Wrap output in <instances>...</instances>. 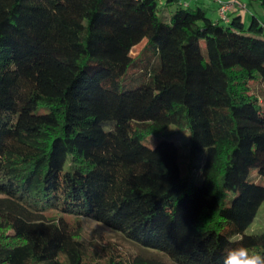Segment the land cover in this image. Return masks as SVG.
I'll return each mask as SVG.
<instances>
[{"label":"trees","instance_id":"obj_1","mask_svg":"<svg viewBox=\"0 0 264 264\" xmlns=\"http://www.w3.org/2000/svg\"><path fill=\"white\" fill-rule=\"evenodd\" d=\"M158 1L0 0V264H162L89 254L84 218L171 264L264 253V234L245 233L264 203L248 181L264 180L249 89L264 83V21L166 0L164 23ZM170 126L189 131L191 158L205 150L200 185L175 143H142Z\"/></svg>","mask_w":264,"mask_h":264},{"label":"rangeland","instance_id":"obj_2","mask_svg":"<svg viewBox=\"0 0 264 264\" xmlns=\"http://www.w3.org/2000/svg\"><path fill=\"white\" fill-rule=\"evenodd\" d=\"M222 3L230 2V0H220ZM246 8L241 11L243 23L247 27L251 19V10H255L261 21H264V10L258 7L255 3H250L248 0H244ZM219 2L214 0H206L205 7L209 9L218 8ZM175 10V5H164L163 0L158 1L157 14L164 23H169L171 14ZM208 16L216 18L215 13L208 12ZM264 38V36H262ZM146 42L143 41L137 45L133 54H138L144 47ZM201 52L205 58H207L206 48L204 41L200 42ZM149 55L151 51H146ZM153 62L157 65L158 59L152 58ZM250 93L256 96L261 102H264V83L256 75V78L249 83ZM264 107V103H262ZM107 129V128H106ZM170 141L176 144L178 148V163L183 177L191 179L196 185L202 183L201 168L205 159V150L198 153L194 158L190 156V134L187 129H180L174 126L168 127L165 131L157 134L145 137L142 143L149 147L154 148L160 141ZM67 166V165H66ZM249 182L262 185L264 180L258 175L257 170L250 171ZM236 193L228 192L226 197V204L235 197ZM81 226V240L87 244L88 253H95L99 255L102 260L109 259L111 256H122L124 259L129 260L136 256H143L145 258L154 259L162 264H171L169 260L162 254H158L152 251H146L138 245L126 240L120 233L112 231L104 225L97 223L90 219L80 220ZM247 235L264 234V203H262L255 220L245 232Z\"/></svg>","mask_w":264,"mask_h":264},{"label":"clouds","instance_id":"obj_3","mask_svg":"<svg viewBox=\"0 0 264 264\" xmlns=\"http://www.w3.org/2000/svg\"><path fill=\"white\" fill-rule=\"evenodd\" d=\"M222 264H264V253L254 252L243 244L227 250Z\"/></svg>","mask_w":264,"mask_h":264},{"label":"built area","instance_id":"obj_4","mask_svg":"<svg viewBox=\"0 0 264 264\" xmlns=\"http://www.w3.org/2000/svg\"><path fill=\"white\" fill-rule=\"evenodd\" d=\"M215 2H219V6L217 8L218 18L227 19V16L233 12H239L246 8L244 4L239 3L236 0H230V2L222 3L220 0H214Z\"/></svg>","mask_w":264,"mask_h":264},{"label":"crops","instance_id":"obj_5","mask_svg":"<svg viewBox=\"0 0 264 264\" xmlns=\"http://www.w3.org/2000/svg\"><path fill=\"white\" fill-rule=\"evenodd\" d=\"M180 3H183V4H185L186 6H189V7H191V8H195L196 6H202L203 8H205L208 12H214L215 13V15H216V18H213V17H211L210 16V18L212 19V20H217L218 19V14H217V10H215V8H212V11H211V9H209L208 7H205V1L206 0H178ZM240 2H242V3H244V0H239ZM249 1V0H248ZM163 2H166V0H163ZM250 2V1H249ZM250 3H255L258 7H260V5H259V3H257V2H250ZM217 9V8H216ZM252 13H254V14H256L257 15V13L255 12V10H251V15H252ZM258 16V15H257ZM240 17H241V19H242V14H241V12H240ZM242 21H243V19H242Z\"/></svg>","mask_w":264,"mask_h":264}]
</instances>
